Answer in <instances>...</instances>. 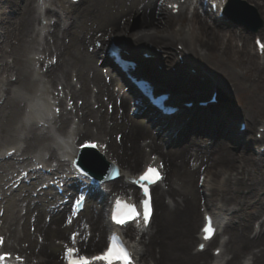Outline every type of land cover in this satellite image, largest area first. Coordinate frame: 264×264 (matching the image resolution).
<instances>
[{
  "label": "bare ground",
  "instance_id": "obj_1",
  "mask_svg": "<svg viewBox=\"0 0 264 264\" xmlns=\"http://www.w3.org/2000/svg\"><path fill=\"white\" fill-rule=\"evenodd\" d=\"M23 1L24 4L20 10L14 12L16 13L15 20L9 24L8 33L1 41L6 43L7 38L13 39L10 41L9 51L0 46V53L4 54L7 51L8 57L14 58L12 65L3 64V72H9L10 76L15 75L14 81L7 78L4 82L2 73L0 74V146L8 145L4 147L3 152L5 153L14 142L20 140L24 142L22 152L29 153L24 161L41 148L49 151L48 160L56 158L57 153L53 146L54 137L49 133V127L37 125L36 118H34L36 115L34 104L28 107L29 111L27 104L31 102L30 95L38 86V82L43 81L42 86L46 87L51 82L57 81L58 83L53 85V91H50L49 86L46 89L54 94V90L58 91L57 84H62L65 95L84 99L80 107L76 105L73 112L70 111L72 115L63 109L64 111L54 121L59 130L67 129L72 117L78 118L79 121L77 129L75 128L73 132L72 138L74 139L85 133L86 127L95 126L100 136H95L94 139L106 142L107 153L112 154L110 159H118L120 166L126 168L122 170L124 174L130 172L129 168L135 167L138 162L143 164L150 159L145 153V146H150L157 151L165 162L168 174V178L166 175L167 187L155 192V212L151 225L147 231L137 233L141 235L139 241H131L140 263L200 264L210 258L211 254L208 252L198 253L189 247L197 238L194 234V227L201 200L204 199L208 200L210 209L219 218L221 213L234 209V212L230 213L229 224L225 226L228 234L226 242L224 241V248L227 252L226 264H239L240 258L245 255L247 256L241 264L248 262L264 264V154L256 156L247 146L242 148L238 144L240 139L247 142L248 146L256 141L251 134V128L259 118L264 125V114L260 117L257 115L258 107L253 106V108L249 104L246 106L240 104L241 109H237L222 105L219 106L218 111L211 112V109L216 107L211 106L205 112L206 114L193 110L185 124H179L176 127L174 122L170 123L169 127H173L182 135L174 136L177 142L182 143L173 146L176 144H173V140H166L159 130L153 128L151 122L138 117L139 114L147 116V109L140 106L137 108L138 115L131 113L133 94L129 89L132 86L118 72L119 70L110 64L107 58L99 56L100 50L90 51L88 47L84 48L86 40L92 41V44L97 40L103 42L106 37H111V34L115 36V40L126 42L130 47L134 45L133 40L157 41V35L153 36L151 33V29L154 28L149 29V26L158 21L159 0H87L84 9L76 16L75 12H72L74 21L68 27H63L61 31L53 29L48 32V35L51 34L55 41L54 44L46 42L42 51H36L34 48L37 43L34 23L38 8L34 0ZM247 1L253 3L262 18V27L256 33L259 35L261 32L264 35V0ZM53 2L55 8L49 9L46 13H52L63 23L62 13L57 4L63 9L65 6L62 0ZM6 3L17 7L16 0H6ZM138 8L142 9L140 14L142 19H138V22L136 21L133 25L130 16L138 13ZM148 9L150 11L147 14ZM207 19V14L202 10L196 17L194 16L192 23L187 22L186 33L177 30L175 32L171 29L161 38L166 45L168 43L165 40L170 41L177 38V43L180 40L185 41L189 59L196 63V67L201 72L200 75H206V79L203 81L198 76L182 71L181 68L175 73L165 68L166 71L156 74L164 78V81L159 80L174 89L186 88L198 91L204 90L208 83L211 84L222 74L220 79L224 90H230V94L237 87L241 89L243 86L246 87L247 83L252 84L255 80H264V64L257 61L246 47L239 49L232 43L237 34L240 37L239 40L241 37L249 38L250 31L243 30L238 33L231 31L225 35L222 33L225 29H230L228 24L216 21L215 24L218 26L216 30L207 25ZM85 20L97 22L98 25L103 24V28L89 27L90 24L84 26ZM76 22L79 24L78 30L72 33ZM171 25H168V29ZM95 28L100 32L99 35L93 32ZM108 30L107 35L101 37V34ZM68 34L70 36H67ZM65 37H69L67 41L64 40ZM30 52L33 62H35V55H39L38 58H40L46 52L48 55L58 57L56 63L45 73L35 71L39 75L38 82L33 79L34 70L30 67V62L28 59H23V56L28 57ZM173 53L174 51L168 50L164 61L168 62ZM95 57L96 60L103 59L105 66H97L96 61L94 64ZM38 61L42 64L45 58ZM41 68L42 66L39 69ZM72 69L79 74L81 79V87L78 90L74 88L69 79L63 78L65 70L69 74ZM204 70L207 71L204 72ZM77 73L74 75L77 76ZM43 77L50 79L43 80ZM90 83L96 86L95 105L91 104L89 97ZM12 87L17 89L13 92ZM46 89H41V94L45 93ZM24 93L27 94L24 95ZM87 94L88 97H86ZM256 99L255 104L264 103L263 96H257ZM34 103H38V95ZM24 109L28 111L29 118L32 120L28 125L21 119ZM240 117H246L250 123L243 134L236 132L231 125L233 119ZM242 120L245 119L239 122ZM191 122L193 125L190 124ZM158 123L162 124V122ZM191 130L195 133L185 137ZM107 136L106 140L104 137ZM180 137H184V141ZM144 140H148L146 145L142 144ZM168 142L171 146L167 150L165 147ZM67 146L68 144L64 146V149ZM144 156L145 159H143ZM191 159L195 165L192 163L189 165ZM59 165L62 169L66 166L64 162H59ZM15 166V162H8V160L0 162V177L10 176ZM233 169L235 173L231 172ZM203 172L206 173L204 179L209 176L210 179L206 182L208 189L201 192L194 181L195 176ZM225 173L228 174L227 177H224ZM107 186L110 187L111 192L120 191L126 195L129 194L127 189H131L122 179L108 182ZM34 188L36 189V186ZM4 189L5 187L0 184V190ZM75 189L77 185L72 183L66 189V196L68 197ZM20 191H22L20 194L6 198L5 212L0 217V235L4 239L2 249L6 248V251L14 254L19 253L18 256L24 257L25 264H43L48 258L59 262L61 251L58 249L56 240H60L61 244L70 231L79 233L77 240L81 247L96 249L102 243L103 233L106 231L102 220L105 204L90 203L87 212L67 224L64 222L67 215L66 199L58 200L54 195H45L42 191L35 194L29 193L27 186H23ZM208 191L210 195L207 196ZM165 196L169 198L168 201L164 199ZM18 205L21 207L18 212H15L14 208ZM254 218L259 222V229L252 235L254 228H251L250 224L248 226V223ZM86 229L91 233L87 241L84 237ZM134 231L133 224L130 229L124 227L123 230L126 236ZM145 234H148L147 240L144 238ZM57 262L46 264H58Z\"/></svg>",
  "mask_w": 264,
  "mask_h": 264
},
{
  "label": "rangeland",
  "instance_id": "obj_2",
  "mask_svg": "<svg viewBox=\"0 0 264 264\" xmlns=\"http://www.w3.org/2000/svg\"><path fill=\"white\" fill-rule=\"evenodd\" d=\"M13 1V0H12ZM163 1V0H162ZM86 2H87V0H82L81 1V3H79V5H77L76 7H73L74 8V12H75V16L81 11V10H83L84 9V7L86 6ZM161 1L159 0V8H158V21L157 22H155V23H152L151 24V26H149V29L150 28H154V29H151V30H158L159 32H164L165 31V29H164V25H166L165 23L167 22V18H165L164 17V15L162 14V2L160 3ZM16 3H17V9L11 4V3H6V0H3V3H2V7H3V12L4 13H2L3 15H2V22H3V24L1 25V29H0V46H3V48L5 49V50H8L9 51V49H10V41L11 40H13L12 38H7V41H6V43H4V42H1L2 41V39H3V36L4 35H7V33H8V31H7V27L9 26V24L10 23H12V21L13 20H15V14L16 13H14L15 11H19L20 10V8L22 7V5L24 4V1L23 0H16ZM252 6H254L253 4H252ZM251 6V7H252ZM142 8V7H141ZM138 13H135V14H132V16H130L131 17V22H132V24L134 25L135 23H136V21L138 20V19H142V15H140L141 13H142V9H139L138 8ZM137 11H134V12H137ZM149 11H150V9H148V11H147V14L149 13ZM255 11H256V9H255ZM146 14V15H147ZM259 15V14H258ZM260 16V15H259ZM14 17V18H13ZM145 17V16H144ZM260 18V17H259ZM74 20V19H73ZM208 20H210L211 21V19L209 18ZM262 21V20H261ZM138 22V21H137ZM91 25V26H89V27H96V28H98L99 26H100V28H103L102 27V25L103 24H99L98 25V23L97 22H93V21H89V20H85L84 21V26H88V25ZM207 24H209V21H207ZM173 26H174V28L176 29V28H178V25L176 24V23H174L173 24ZM34 27L36 28V22L34 23ZM78 27H79V24L76 22L75 23V26L73 27V29H72V33H76L77 32V30H78ZM95 28V30L93 31V32H95L96 34H100V32L99 31H97L98 29H96ZM216 30H218V27H216L215 28ZM107 32H109V30L108 31H106L105 33H102L101 34V37H105V35H107L106 33ZM111 33H112V31H111ZM222 33V32H221ZM222 34H224V31H223V33ZM35 35V34H34ZM112 35V34H111ZM67 36H70L69 34L67 35ZM9 37V36H8ZM69 37H65V41H67V39H68ZM107 38V37H106ZM53 41V39H50V42H52ZM99 42H101L100 40H99ZM90 43V45H88ZM232 43H233V45H234V47H237L236 46V44H235V41H233L232 40ZM92 44V41H89V40H86V42H85V44H84V48L85 47H88L89 49H90V47H94V44L93 45H91ZM86 49V48H85ZM9 56V54H8V52L6 51V52H4V54H2V53H0V74L2 73V76L5 78V79H10L11 77L13 78L14 76H10V74H9V72H3V64L5 63H8V65H12L13 64V60H14V58L13 57H8ZM23 59H26V57H24L23 56ZM95 61H96V65L97 66H100V65H98V63H97V60H96V57H95V60H94V64H95ZM104 65V64H103ZM105 66V65H104ZM187 67L188 66H183V69L185 70V71H188L187 70ZM169 70H170V68H169ZM183 70V71H184ZM172 71V70H171ZM67 71L65 70V72H64V74H63V77L64 78H66L67 77V73H66ZM220 76H222V74L221 75H219L218 76V80H219V82H220V84H221V87H222V89H223V91H225V93H227V95H229V100H227L226 102H224V103H222L224 106H228V107H231V108H237V109H241V106H240V104H243L244 106H246V104H249V105H252V107L253 106H255V107H258L257 108V115H259V117L260 116H262L263 114H264V103L262 104V105H260V104H255V102H256V98H257V96H263L264 97V80H255V82H253L252 84L251 83H247L245 86L246 87H244L243 85V88H241V89H238V87L236 88V90L235 91H233L232 92V94H230V90L228 91L227 89L226 90H224V87H223V82L221 81V79H220ZM254 83H256V84H254ZM251 84V85H250ZM241 86V87H242ZM248 86H250V87H248ZM5 87V86H4ZM230 87V86H229ZM12 91L14 92V90L15 89H17L16 87L15 88H13L12 87ZM253 103V104H252ZM259 105V106H258ZM132 106H133V108H134V105H133V102H132V105H131V111H132ZM254 108V107H253ZM132 113V112H131ZM136 118H138L137 116H135ZM140 118V117H139ZM246 118V117H245ZM239 119H241V117L240 118H235V119H233V125H234V127L235 128H237V121L239 120ZM256 124H258V122H254V124H253V127L256 125ZM89 130H90V134L91 135H87V136H83L81 139H83V138H93L95 135H97V131L93 128V126H89ZM253 128H252V132H253ZM117 131V130H116ZM115 131V132H116ZM115 134H117V133H115ZM99 135V134H98ZM115 142V141H114ZM16 171H17V169L16 168H14V170H13V173L14 174H16ZM14 176V175H13ZM196 178H195V184L197 185V182H198V179H199V176H195ZM50 178V177H49ZM167 178H168V176H167ZM0 179H2V180H0V184L1 185H3L4 187H5V189L4 190H0V217H2L3 216V214H4V212H5V207H4V205L6 204L5 203V201H6V198H10L12 195H18V194H20L22 191H20V189H21V187L19 188V189H17V190H12L11 189V187H10V185H11V179H9V177H6V178H3V177H0ZM50 181V180H49ZM47 179L45 178V183H43V181L41 182V183H38V186L37 185H35V186H37L36 187V189L34 188L35 186L34 185H27V188H28V190H29V193H33V194H35L36 192H37V188L38 187H40V184H42V185H48L47 184ZM165 182V184H167V182H168V180H165L164 181ZM164 182L163 183H161V186H158L157 187V189L156 190H158V189H161L162 187H165V185H164ZM194 184V185H195ZM42 192H44L45 193V195H49V194H52V195H54V197H56L58 200H61V198H62V196H58V195H56L54 192H55V190L54 189H51V190H42ZM64 199H65V196L63 197ZM71 199V198H70ZM21 207V205H18L16 208H14V210H15V212H18V210H19V208ZM87 209H88V207H87ZM86 209V210H87ZM200 209V208H199ZM67 210H68V205H67ZM85 210V212H87ZM252 210V209H251ZM84 212V213H85ZM200 212V211H199ZM199 212H198V218H197V222H196V225H195V227H194V232L196 231V229H197V226H198V223H199V221H200V216H199ZM83 213V214H84ZM253 220V219H252ZM252 220H250V222L248 223V226H249V224H250V227H251V225H252ZM0 223H1V220H0ZM153 226H154V223H153ZM153 226H152V228H153ZM103 237H104V234H103ZM144 238H145V240H147V238H148V234H145V236H144ZM68 241V237L66 236V239H65V241H63L61 244H60V240H56V244L58 245V249L60 250V251H63V246H64V243L65 242H67ZM101 245V244H100ZM192 245H193V243H192ZM192 245H189V247H190V249H192ZM50 262H57L56 260H51V259H47L46 261H44L43 262V264H46V263H50ZM58 263V262H57ZM147 264V263H146Z\"/></svg>",
  "mask_w": 264,
  "mask_h": 264
},
{
  "label": "snow or ice",
  "instance_id": "obj_3",
  "mask_svg": "<svg viewBox=\"0 0 264 264\" xmlns=\"http://www.w3.org/2000/svg\"><path fill=\"white\" fill-rule=\"evenodd\" d=\"M213 6L215 7L216 5ZM256 43L259 46L261 52H264V43L259 40H257ZM55 111L58 113L60 110L57 108ZM81 147L84 149L90 147L95 148L96 145L89 142H84L81 144ZM75 171L78 174L79 178H81L82 183L96 182L94 176L87 169H85L81 163H76ZM162 178L163 177L158 169L151 166L148 167V169L144 171L139 177L144 197L142 200V213L137 208L136 204H129L120 200H116L115 206L111 212V220L116 225L124 226L126 229H130L132 227V223L139 220L142 216L143 224L145 226H148L153 216V200L149 185L155 186L159 181L162 180ZM139 190L140 189H138V191ZM84 199L85 197L82 195L76 202L79 204L84 201ZM207 220L208 222L205 224L203 232L205 233V239L210 240L214 235L215 230L211 225V218L209 217L207 218ZM2 242L3 240L2 238H0V243ZM200 247L203 248L204 245H200ZM74 251L75 250L72 248L67 249L69 264H89V258L86 256H80L78 259H73L72 253ZM8 255V253L0 255V260L7 259ZM91 260L104 261L106 262V264H134L133 254L122 242L118 241V238L115 235L110 238L106 250L100 255L91 257Z\"/></svg>",
  "mask_w": 264,
  "mask_h": 264
}]
</instances>
